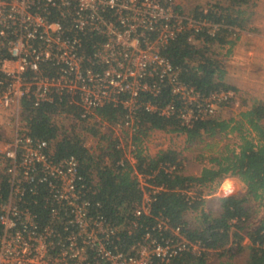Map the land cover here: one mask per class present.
I'll list each match as a JSON object with an SVG mask.
<instances>
[{"label": "built area", "instance_id": "1", "mask_svg": "<svg viewBox=\"0 0 264 264\" xmlns=\"http://www.w3.org/2000/svg\"><path fill=\"white\" fill-rule=\"evenodd\" d=\"M211 8L202 7L197 17L180 0H0V109L16 121L0 150V264H168L183 251L202 250L163 219L129 243L140 223L109 221L91 199L97 177L88 184L75 156L56 159L52 144L33 137L20 120L25 100L39 107L67 96L81 118L131 135L125 144L117 133L116 147L135 164V137L146 150L145 133L155 131L141 110L177 117L187 127L219 117L223 107L239 104L237 92H201L163 54L183 33L200 48L207 43L196 34L217 37L223 25L208 16ZM165 87L172 94L166 104L145 100ZM106 104L122 106L125 117L115 124L102 120L97 111ZM134 175L144 193L134 210L139 217L150 213L164 187ZM36 204L47 213H37Z\"/></svg>", "mask_w": 264, "mask_h": 264}, {"label": "trees", "instance_id": "2", "mask_svg": "<svg viewBox=\"0 0 264 264\" xmlns=\"http://www.w3.org/2000/svg\"><path fill=\"white\" fill-rule=\"evenodd\" d=\"M249 1L229 0L227 7L212 6L208 16L223 26L217 37H212L206 31L196 34L198 39H205L207 45L204 47L191 45L188 41L189 32L170 42L163 54L181 68L182 80L205 94L220 89L237 92L235 87L224 82L226 71L222 63L208 53L210 44L215 42L228 44L230 48L235 44V40L228 37L236 28H246L247 18L243 7ZM200 15L201 11L195 13L197 17ZM144 98L154 102L157 99L163 105L172 99V94L165 87L158 98L150 95ZM23 106V119L33 137L52 144L56 159L75 156L88 184L94 176L97 177L91 199L100 204L99 210L108 220L116 226L134 220L140 223L141 227L128 237L129 243L141 238L146 228L153 227L157 219H163L174 227H181L182 234L188 240L202 246L200 252L183 251L168 264H211V257L216 259L215 264H264V217L254 222L258 218V209L252 204L253 201L259 202V207L264 209V103L242 111L240 119L212 117L197 121L190 127L183 125L177 117L166 118L140 111L142 121L148 123L150 129L185 135L190 144L204 136L224 132H233L240 137L241 144L238 147L226 145L218 156L211 158L213 165L204 167L199 175L185 173L180 153L175 149L169 148L155 156L150 155L138 136L134 140L135 164L124 157L123 150L116 147L118 140L114 138H110L100 154H95L82 140L61 136L56 121L60 115L65 114V117H72L82 123L88 122L81 118L79 106L67 96L39 107L25 100ZM97 114L102 120L115 124L125 117L126 110L122 106L106 104L98 109ZM89 125L85 127L86 130L94 135L101 133L100 123L91 122ZM246 125L249 127L246 128ZM122 159L123 165L120 163ZM134 170L151 176V183L164 187L154 195L150 213L139 217L135 216L134 210L141 204L144 193ZM229 177L239 178L246 185V194L219 197V209L206 208L205 197L211 194L205 195L202 189H210L211 193ZM233 189L235 186L231 185L227 191ZM6 190L7 177L3 176L2 192ZM33 208L40 215L47 213L40 204ZM191 212L196 213L194 223L187 219ZM163 235L169 236V232L164 231ZM246 239L249 240L247 243Z\"/></svg>", "mask_w": 264, "mask_h": 264}, {"label": "rangeland", "instance_id": "3", "mask_svg": "<svg viewBox=\"0 0 264 264\" xmlns=\"http://www.w3.org/2000/svg\"><path fill=\"white\" fill-rule=\"evenodd\" d=\"M186 11L195 14L202 7L223 6L227 7L229 0H180ZM247 26L241 30L236 28L228 39L235 40V44L220 45L215 42L210 44L209 56H215L226 71L224 82L237 89L238 105L223 107L220 109L219 117L223 119H240L242 111L250 109L253 105L264 103V0H250L243 7ZM21 125L27 123L21 116ZM57 124L60 127V135L68 136L83 141L87 147L95 154H100L107 147L110 138L119 139V133L125 144L129 143L131 135L125 133L124 129H115L112 126H102L101 133L94 135L85 127L89 123L95 122L94 119L86 123L60 115L57 117ZM15 119L8 111L0 109V150L12 139L15 129ZM23 123V124H22ZM249 126L246 125V128ZM125 133V134H124ZM105 135V138H103ZM60 136V137H61ZM109 137V138H108ZM241 144L240 137L233 132L222 133L215 136H204L203 139L190 144L186 141V136L160 130L148 131L145 135L146 151L150 155H157L161 150L169 148L175 149L180 153L184 171L189 175H199L204 167L213 165L212 157L218 156L226 147H238ZM106 154V153H105ZM235 186L232 191H227L229 186ZM203 193L207 203L206 208L217 210L220 203L218 198L229 194L244 195L247 192L246 185L237 177H229L223 181L218 189L203 188ZM252 204L258 209V218L254 222L264 217L263 207H259V202L253 201ZM258 206V207H257ZM196 213H189L187 219L194 223ZM249 240L246 239L245 243ZM216 259L211 257V264H215Z\"/></svg>", "mask_w": 264, "mask_h": 264}]
</instances>
